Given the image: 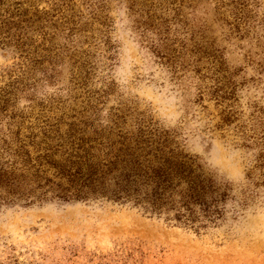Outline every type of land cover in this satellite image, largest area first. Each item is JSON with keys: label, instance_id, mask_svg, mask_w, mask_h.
I'll list each match as a JSON object with an SVG mask.
<instances>
[{"label": "rangeland", "instance_id": "obj_1", "mask_svg": "<svg viewBox=\"0 0 264 264\" xmlns=\"http://www.w3.org/2000/svg\"><path fill=\"white\" fill-rule=\"evenodd\" d=\"M73 128L168 137L232 183L226 219L4 203L0 264H264V0H0V159Z\"/></svg>", "mask_w": 264, "mask_h": 264}, {"label": "trees", "instance_id": "obj_2", "mask_svg": "<svg viewBox=\"0 0 264 264\" xmlns=\"http://www.w3.org/2000/svg\"><path fill=\"white\" fill-rule=\"evenodd\" d=\"M47 140L0 159V206L107 199L205 229L235 199L230 181L162 135L73 128Z\"/></svg>", "mask_w": 264, "mask_h": 264}]
</instances>
